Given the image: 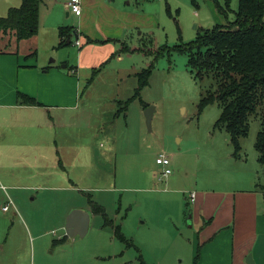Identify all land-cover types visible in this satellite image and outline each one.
Wrapping results in <instances>:
<instances>
[{
  "label": "rangeland",
  "instance_id": "obj_1",
  "mask_svg": "<svg viewBox=\"0 0 264 264\" xmlns=\"http://www.w3.org/2000/svg\"><path fill=\"white\" fill-rule=\"evenodd\" d=\"M68 1L42 0L41 12L53 8L52 19L56 17L61 26L74 27L77 33L80 17L66 16ZM229 1L232 12L224 11L226 18L216 8V4L223 7L224 0L92 1L88 7L92 19L84 18L82 33L105 40L114 32L116 48L119 43L126 44V50L119 53L121 60L116 54L90 87L83 86L84 94L90 93L94 99L104 96L105 105L114 107V115L122 109L118 118L109 120L114 121L111 129L108 119H98L99 134L85 137V141L90 138L94 155L106 154L110 146L115 160L109 155L108 162H99L98 170L108 177L99 183L91 180L90 186L95 190L22 193L18 209L24 231L13 219L16 208L8 204L10 211L6 213L0 206V219L8 221L5 232L17 234L15 245L4 246L2 263L197 264L193 249L197 226L190 225L193 208L188 200L189 192L208 190L218 166L229 155L235 157L226 131L214 129L220 114L218 105L208 106L200 113L196 110L212 81L207 77L195 80L187 67V55L176 53L173 47L194 41L201 29L233 20L238 0ZM110 17L126 22L128 28H112L106 19ZM50 35L36 43V55L47 58L46 64L66 62L71 66L76 46L71 43L58 48L57 42L53 45L49 42ZM144 69L148 72L147 85L140 89L136 75ZM143 104L154 109L150 130ZM260 129V120L251 116L247 134L239 140L237 155L258 171L262 183L264 171L254 148ZM161 153L169 157L172 169L169 177H176L174 185L157 180L161 170L157 158ZM78 186L86 185L78 183ZM148 188H166V191L174 188L181 192L160 193ZM5 199L2 197L0 205H5L2 204ZM91 203L103 207L113 225L120 224L121 218L129 214L126 237L130 238V244L119 242L110 226H102L103 218L99 215L91 216L85 236L65 235L69 213L91 208ZM71 206L77 208L68 213ZM64 236L67 237L64 243L53 245Z\"/></svg>",
  "mask_w": 264,
  "mask_h": 264
},
{
  "label": "crops",
  "instance_id": "obj_2",
  "mask_svg": "<svg viewBox=\"0 0 264 264\" xmlns=\"http://www.w3.org/2000/svg\"><path fill=\"white\" fill-rule=\"evenodd\" d=\"M92 1L81 0V25L76 29L79 44L72 43L76 51L71 66L66 62L46 64L47 58L36 55L35 45L46 34H51L52 45L59 42L58 29L64 26L56 17L52 19L53 8L41 12L40 5L38 30L33 37L17 42L10 32L0 36V201L6 197L2 202L5 205L0 206L1 210L8 204L16 208L13 219L23 231L18 209L22 193L95 190L90 186L91 180L99 183L108 177L97 165L108 162L109 155L115 160L110 146L106 154L94 155L91 140L85 141V137L99 134L98 119L115 120L122 109L114 115V107L105 105L104 96L94 99L90 93L84 94L83 86L90 87L116 54L121 60L119 53L126 50V44L119 43L116 48L114 32L105 40L82 33L84 18L92 19L88 9ZM21 3L22 0H0V18ZM69 15L72 14L66 13ZM106 19L112 28H128L126 22H119L116 17ZM19 95L33 99L36 105H23ZM113 120L108 122L110 129ZM247 164L244 159L229 155L211 177L208 190L189 192L194 194L193 201L188 200L193 208L191 225L197 226L193 242L194 254V246L200 249L197 264H246L248 255L253 264H264V200L255 187L258 171ZM167 178L162 181L165 185L176 183V177ZM78 183L86 186L79 187ZM147 190L181 192L174 188ZM74 208L77 207L71 206L68 213ZM9 211L10 208L6 213ZM85 211L91 219L94 215L91 208ZM128 217L127 213L114 226L118 225L124 238L130 241L126 232L130 226ZM7 224L8 221L0 219V258L7 243L9 247L16 244V231L5 232ZM1 261L0 264H7Z\"/></svg>",
  "mask_w": 264,
  "mask_h": 264
},
{
  "label": "trees",
  "instance_id": "obj_3",
  "mask_svg": "<svg viewBox=\"0 0 264 264\" xmlns=\"http://www.w3.org/2000/svg\"><path fill=\"white\" fill-rule=\"evenodd\" d=\"M229 0H224L223 7L216 8L225 18L224 11L232 12ZM42 0H22L19 8L10 9L5 18H0V36L12 33L16 41L27 40L36 35L38 30L39 7ZM233 20L225 25H215L201 29L194 41L179 44L173 50L187 55V67L195 80L207 77L211 87L200 97L196 110L217 104L220 114L214 129H223L229 136V143L234 148L233 156L238 158L239 140L246 136L248 121L251 116L260 120L261 129L254 143L257 162L264 171V0H238ZM74 28L70 26L58 29V48L64 47L71 39ZM170 51V50H169ZM147 70L136 75L140 89L147 85ZM23 105H36V102L24 95H19ZM147 108L143 104V109ZM257 190L264 200V182L258 176ZM91 212L102 216L103 227L110 226L114 237L123 244H130L124 238L118 225L114 226L106 218L104 209L91 203ZM66 237L55 240L53 245L63 243ZM196 249L194 262L199 255Z\"/></svg>",
  "mask_w": 264,
  "mask_h": 264
},
{
  "label": "water",
  "instance_id": "obj_4",
  "mask_svg": "<svg viewBox=\"0 0 264 264\" xmlns=\"http://www.w3.org/2000/svg\"><path fill=\"white\" fill-rule=\"evenodd\" d=\"M77 40H78V35L73 30L72 38L66 41V45L74 43ZM62 68H64V66H62ZM153 111L154 109L152 107H147L144 112L145 122L148 130L151 129V118ZM89 220H90V215L87 211L81 209H75L71 211L66 218V224L64 227L65 235L71 238L75 236H80V237L85 236L88 231ZM190 225H191V218H190ZM245 263L253 264L250 255H248V257L246 258Z\"/></svg>",
  "mask_w": 264,
  "mask_h": 264
},
{
  "label": "built area",
  "instance_id": "obj_5",
  "mask_svg": "<svg viewBox=\"0 0 264 264\" xmlns=\"http://www.w3.org/2000/svg\"><path fill=\"white\" fill-rule=\"evenodd\" d=\"M67 9L70 14L79 17L82 13L81 0H69L67 2ZM74 44L78 45L79 41L77 40L76 42H74ZM157 162H158L157 164L161 167L160 172L157 173V180L159 182H162L172 174V170L170 169L169 157L166 154L161 153L158 155ZM188 199L190 201H193L194 194L189 193ZM7 210H8V205L4 206L2 209V211L4 212Z\"/></svg>",
  "mask_w": 264,
  "mask_h": 264
}]
</instances>
